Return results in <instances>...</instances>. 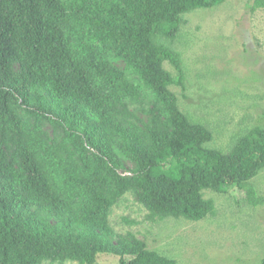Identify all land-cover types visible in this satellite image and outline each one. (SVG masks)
Masks as SVG:
<instances>
[{
    "label": "trees",
    "instance_id": "trees-1",
    "mask_svg": "<svg viewBox=\"0 0 264 264\" xmlns=\"http://www.w3.org/2000/svg\"><path fill=\"white\" fill-rule=\"evenodd\" d=\"M225 1L0 0V264H177L115 235L124 195L153 223L214 217L226 188L264 203V127L213 149L173 90L183 17Z\"/></svg>",
    "mask_w": 264,
    "mask_h": 264
},
{
    "label": "rangeland",
    "instance_id": "rangeland-1",
    "mask_svg": "<svg viewBox=\"0 0 264 264\" xmlns=\"http://www.w3.org/2000/svg\"><path fill=\"white\" fill-rule=\"evenodd\" d=\"M251 1L226 0L213 9L185 15L171 45L185 72L183 87L173 88L179 108L210 130L209 147L224 153L246 130L264 127V11L251 13ZM251 184L264 200V170ZM204 198L214 200V217L153 223L126 194L112 208L109 223L115 235L132 234L148 250L177 264H260L264 203L253 208L234 188L223 194L205 192ZM96 262L117 264V258L100 255Z\"/></svg>",
    "mask_w": 264,
    "mask_h": 264
}]
</instances>
